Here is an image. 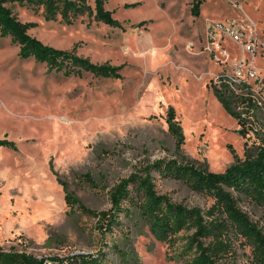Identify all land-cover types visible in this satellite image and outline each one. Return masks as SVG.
I'll use <instances>...</instances> for the list:
<instances>
[{
    "label": "rangeland",
    "instance_id": "obj_1",
    "mask_svg": "<svg viewBox=\"0 0 264 264\" xmlns=\"http://www.w3.org/2000/svg\"><path fill=\"white\" fill-rule=\"evenodd\" d=\"M193 1L108 0L106 8L121 25L88 12L72 23L60 16L46 20L12 5L20 19L36 22L29 31L45 43L74 49L95 63L120 65L121 76L50 69L21 56L19 44L0 35V138L16 144L0 146L3 248L40 256L97 253L103 247L109 264L181 263L178 252L192 229L182 230L171 246L126 202L128 214L121 212L120 223L103 230L105 222L70 204L67 194L88 208L109 209L116 184L144 175L160 159L224 171L264 142V0H202L198 16L191 13ZM227 19L257 36L256 53L244 55L258 76L245 83L230 79L233 61L242 55L236 43L221 42L231 53L225 65L215 56L218 50L207 46L208 23ZM217 89L226 93L235 115ZM253 95L258 104L242 101ZM170 106L181 140L169 130ZM240 120L253 128L242 130ZM150 173L156 190L173 201L202 207L214 202L185 177L157 166ZM239 197L264 228V202ZM237 251L240 264H251L249 246Z\"/></svg>",
    "mask_w": 264,
    "mask_h": 264
},
{
    "label": "trees",
    "instance_id": "obj_2",
    "mask_svg": "<svg viewBox=\"0 0 264 264\" xmlns=\"http://www.w3.org/2000/svg\"><path fill=\"white\" fill-rule=\"evenodd\" d=\"M108 0H0V35L10 36L19 44L20 55L34 57L46 62L50 69L63 70L70 74L82 69L100 76L120 77V65L95 63L88 57L77 54L74 49H61L33 35L29 30L36 22L23 21L14 12L12 5L20 4L41 13L46 20L59 16L67 23L74 22L88 12L95 18L112 25H121L113 11L106 8ZM202 0H194L191 13L200 14ZM136 3H126L132 6ZM223 78V77H222ZM229 84V82H224ZM231 91V88H229ZM224 106L230 110L226 93L216 90ZM250 105L258 104L256 96L242 97ZM169 130L182 139L177 125L175 109L168 108ZM249 132L246 121L240 120ZM246 127V128H245ZM246 134V133H245ZM247 135V134H246ZM0 146L16 147L14 141L0 138ZM157 166L172 175L189 180L195 191L209 195L214 202L209 207L186 205L173 201L167 194L159 193L150 170ZM134 184V187H131ZM250 196L264 202V142L257 146L254 154L237 159L224 171H210L198 168L188 162L158 160L145 168V174H132L122 179L110 191L111 207L95 210L85 206L79 199L67 194L70 204H77L83 211L98 218L103 230H111L120 223V213L128 214L126 202L134 204L150 224L151 230L161 239H167L171 246L182 230L192 231L185 235V243L178 252L180 264H240L237 260L238 246H249L251 264H264V228L239 204V195ZM0 264H109L107 252H78L67 255H35L23 250L5 249L0 245Z\"/></svg>",
    "mask_w": 264,
    "mask_h": 264
},
{
    "label": "built area",
    "instance_id": "obj_3",
    "mask_svg": "<svg viewBox=\"0 0 264 264\" xmlns=\"http://www.w3.org/2000/svg\"><path fill=\"white\" fill-rule=\"evenodd\" d=\"M206 37L208 48L212 45L218 50L219 55L215 54V56L224 65L229 61L231 53L221 44L223 40L233 41L236 43L237 49L242 52V55L233 61L234 76L228 75L231 77H229L231 81L245 83L248 77L256 78L258 76L256 68L253 65L246 64L247 60L244 55L245 52L253 55L256 53V34L247 33L239 22L227 19L210 21L207 25Z\"/></svg>",
    "mask_w": 264,
    "mask_h": 264
},
{
    "label": "crops",
    "instance_id": "obj_4",
    "mask_svg": "<svg viewBox=\"0 0 264 264\" xmlns=\"http://www.w3.org/2000/svg\"><path fill=\"white\" fill-rule=\"evenodd\" d=\"M200 37H201V36H199V38H198V39H199V41H200ZM203 37H204V35H203Z\"/></svg>",
    "mask_w": 264,
    "mask_h": 264
}]
</instances>
